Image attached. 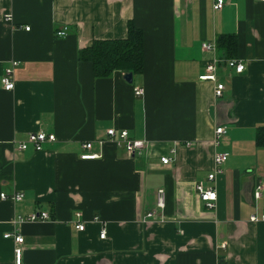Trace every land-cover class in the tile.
<instances>
[{"label": "crops", "instance_id": "1", "mask_svg": "<svg viewBox=\"0 0 264 264\" xmlns=\"http://www.w3.org/2000/svg\"><path fill=\"white\" fill-rule=\"evenodd\" d=\"M223 1L214 10L213 0H0V78L16 63L13 89L0 81V193L23 194L0 197V264H15L4 234L22 237L20 264H264V1ZM129 23L143 32L141 73L131 83L119 70L94 77L78 51L125 38ZM225 34L245 69L220 66L216 98L214 83L198 79L211 57L201 43ZM108 128L144 141L142 151L116 146ZM36 131L55 140L19 150ZM83 142L97 158L79 157ZM198 182L214 186L212 209ZM40 211L50 219L17 220Z\"/></svg>", "mask_w": 264, "mask_h": 264}, {"label": "built area", "instance_id": "2", "mask_svg": "<svg viewBox=\"0 0 264 264\" xmlns=\"http://www.w3.org/2000/svg\"><path fill=\"white\" fill-rule=\"evenodd\" d=\"M264 1V0H261ZM224 1L223 0H213L212 7L214 10H219L223 7ZM5 20L11 21V17L9 15L6 16ZM25 30H29V26L24 27ZM66 26H63V28L58 29L55 31V35L57 37H63L66 35ZM201 48L209 53H211V57L205 62L204 65V71L202 74L198 76L199 80H206L214 83V96L216 98L222 96V92L224 90L223 83L219 82L217 80V70L220 66H226L229 69H233L235 73H241L245 69V65L241 60H238L236 58H225L223 56H219L217 54V47L214 42H202ZM15 62H11V66H8L4 69V72L0 78L1 85L4 90H12L14 87V80L12 77L13 73V66L15 65ZM140 88H134L135 95L141 94ZM224 133V128L222 126H218L215 129V135H220ZM106 135L108 139H110L116 146L123 147L125 150L130 153H139L142 151L144 147V141L134 139L129 137L128 132L126 130H117L115 128H108L106 130ZM55 140V135L50 132H44V131H36V132H30L27 134V138L21 142H19L17 148L19 150H25L27 147H31L34 151H40L43 148V144L45 142H52ZM81 148L84 150L83 153L80 154L81 159H93L97 158L98 154L93 153L91 151V142H83L81 144ZM227 159L226 153H215L213 157V166L214 169L207 174V181L213 182L216 176V173L220 172V167L222 163ZM160 161L162 164H167L170 161V158L168 156H163L160 158ZM195 192L197 194V197L200 201L204 203V206L212 209L215 206V200H216V191L213 185H204L202 182H198L195 184ZM259 195V191L257 190L255 192V196ZM0 197L2 199H10L12 201H19L22 199L23 194L21 192H15L10 196H6L4 193H0ZM156 207L162 209L164 207V189L159 188L156 193ZM78 216L79 214L76 213ZM155 215V211L150 210L145 214V217L143 218V222H148L149 220L153 219ZM50 219V216L45 211L40 212H33L25 217L18 216L17 220L19 222H25V221H40V220H47ZM250 220L254 221L256 218L252 216ZM261 220L264 221V214L261 216ZM75 228L77 230H82L83 225L81 223H78L75 225ZM105 235V230L101 229L99 233V238H103ZM3 237H11L13 241L17 244L14 248L13 254H14V262L15 264L21 263V247L19 244L22 242V237L19 234H4Z\"/></svg>", "mask_w": 264, "mask_h": 264}, {"label": "trees", "instance_id": "3", "mask_svg": "<svg viewBox=\"0 0 264 264\" xmlns=\"http://www.w3.org/2000/svg\"><path fill=\"white\" fill-rule=\"evenodd\" d=\"M217 49L225 58H235L234 34L219 35ZM79 61L90 62L94 77H107L114 70L139 74L143 68V32L132 23L127 26V36L122 39H94L90 46L78 51ZM257 142L264 144V127L257 129ZM219 264L221 258H219Z\"/></svg>", "mask_w": 264, "mask_h": 264}, {"label": "water", "instance_id": "4", "mask_svg": "<svg viewBox=\"0 0 264 264\" xmlns=\"http://www.w3.org/2000/svg\"><path fill=\"white\" fill-rule=\"evenodd\" d=\"M123 79L128 82V83H131L132 81V74L131 72H126V73H123Z\"/></svg>", "mask_w": 264, "mask_h": 264}]
</instances>
